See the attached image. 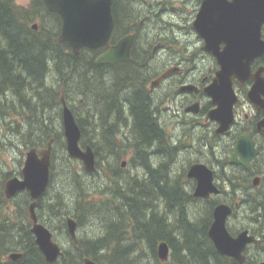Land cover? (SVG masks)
<instances>
[{"label": "trees", "instance_id": "trees-1", "mask_svg": "<svg viewBox=\"0 0 264 264\" xmlns=\"http://www.w3.org/2000/svg\"><path fill=\"white\" fill-rule=\"evenodd\" d=\"M115 15L116 21L120 22L124 15L133 19L137 13L115 12ZM34 23H37V29L33 28ZM118 25L117 33L123 32L121 29L124 28ZM61 27L60 15L48 12L43 0H29L25 5L17 0H0V95L5 96L7 101L5 105L0 102V115H4L3 106L12 114L21 113L20 108L23 110L29 123L23 133L30 136L28 141H23L27 148H45L53 138V176L56 173V148L58 145L66 148L62 97L68 102L67 96L74 92V95H79L85 113L84 118L79 116L74 105L70 104L82 130L80 143L83 147H93L97 155L96 166L105 176L118 155L115 153L113 159L108 156L107 161H103V140L108 136L113 138L114 133L105 128L95 110L107 109L109 100H116V94L113 96L109 90L103 91L106 81L103 79V66L88 57L95 52L84 48L80 54H74L67 42L59 40ZM129 28L127 25L128 31ZM140 60L125 67L124 71L134 78H125L120 90L122 100L130 103L133 113L131 125L130 121H126L130 125V136L126 138H132L134 144L144 145L134 148L137 152L135 159L146 171L145 178L112 173L103 177L105 182L93 192L80 181L82 174L72 171V196L60 197L57 194L49 197L47 190L38 199L37 213L55 237L60 231L71 239L66 222L69 215L78 222V230L84 224L106 225L104 234L91 237L79 234L77 243L71 239L72 247L63 248V254L51 263L41 252L31 231L30 194L22 191L8 198L1 183V180L9 178L7 172L0 178V264H82L84 257H90L99 264H224L223 256L216 251L209 238V217L200 221L191 217L184 194L175 188L179 178H173L171 182L167 176L161 177L165 169L164 161L158 164V168H153L151 157L145 153V148L155 146H158L157 152L167 139L165 128L157 121L147 96L139 91H130L141 81L143 66ZM260 60L264 64V58ZM91 66L100 72L98 77H95ZM105 98L107 101L104 103ZM54 106H58L59 110ZM91 107L94 113L90 122ZM108 111H111L110 108ZM57 117H61L60 127L52 126ZM4 121L9 129L19 130L9 120ZM70 166L69 163L64 171ZM91 192L95 194L90 195ZM98 194L101 198H93ZM161 240L167 241L170 246L167 261H161L158 256L157 247ZM14 251L21 252L22 256L16 260L8 258Z\"/></svg>", "mask_w": 264, "mask_h": 264}, {"label": "flooded vegetation", "instance_id": "flooded-vegetation-1", "mask_svg": "<svg viewBox=\"0 0 264 264\" xmlns=\"http://www.w3.org/2000/svg\"><path fill=\"white\" fill-rule=\"evenodd\" d=\"M203 1L113 0L115 25L109 44L97 49L85 47L87 50L95 52V54L91 52L93 55L89 54V59L94 58L93 60L97 64L103 66V79L104 81L106 80V86L102 85L103 91L109 90L112 92L110 89H114L113 96L116 94V100H109L108 108H110V112L108 108L100 112L95 110V112H98L96 114H99L104 122L105 128L114 133L113 138L107 135L108 138L103 140L102 157L103 161L106 162L108 156H111L109 153L113 154L111 159H113L115 153L118 155L112 168H108L109 176L112 173L114 175L124 174L122 170L125 168V162L123 161V163L119 164L118 159L125 155L127 147L132 148L133 161L135 162L133 166H139L138 160L136 161L135 159L137 153L135 148L138 149L144 145L134 144L132 138L130 140L126 138L130 136V125L133 119L131 114L133 113L130 109V103L122 100L123 93L120 88L126 80L125 78L128 80L134 78L124 71L125 67L131 66L141 59L140 63L143 66L141 81L137 82V85L130 91H139L140 94L147 96L156 114L157 121L165 128L167 139L166 144H162V148L157 152L158 146H155L151 148V152L150 148H145V153L149 156L150 153H153V155H160L164 158L165 169L161 172V177L167 176L173 182V171L172 168H169V165L172 159H177L179 152L184 150V143H182L180 137L173 139L172 133L170 134L166 131V117L173 116V112H175L179 119L183 118V124L184 121L195 122L201 133L210 135L211 137L207 135L210 140L204 136L202 141H206V145H209L211 150L206 149V145H203L202 153L211 157V161L196 159L195 162L190 163L184 170L185 173H182V176H186L185 179L187 181L183 180V182H180L179 179V181L175 182V188L178 192L184 194L187 201L186 205L189 208L188 213L191 217H197L200 221L207 216L209 217L208 221H211V226L214 220L215 207L221 203H226L231 207V213L227 217V228L231 235L237 237L246 230L249 236L254 237L243 250V260L223 255L215 247L216 251L223 256L224 264L264 263V129L258 127L260 121L264 119V109L257 111L255 106L251 104L253 112L245 113L244 117H241L239 112L241 101H239L235 106V121L224 133L217 131L220 124L219 121L209 117L210 111L216 105L206 93L205 87L212 81L219 65L215 56L205 50V41L194 27V21L202 7ZM46 8L48 9L47 6ZM48 12L57 13L49 9ZM115 12H136L137 15L133 19L124 15L118 22L116 21ZM144 15H148L149 22H145L143 19ZM152 16L159 17V21ZM138 21L146 24L140 27L141 24ZM119 23L121 25H118ZM159 23H165V25H159ZM117 25L124 28V30L121 29L123 32L117 33ZM127 25L130 26L129 31ZM151 27L155 28L159 33L151 35L149 32L152 31ZM37 28L38 26L35 29ZM129 34L134 35V42L131 47V57L128 60L114 63L97 62L100 55L106 53L112 45L118 43ZM142 34L147 36L143 41L140 40ZM260 64L256 61L254 69ZM94 73L95 77L100 74L95 68ZM164 74L166 75L164 76ZM92 77H94L93 74ZM237 84H239V81H235V87ZM245 85L246 87L243 91L247 97L251 82L248 81ZM238 94L241 100V94L239 92ZM105 100L107 101V99H103L104 103ZM93 109L92 107L90 109V122L93 121ZM126 121H130V125ZM246 133H251L253 146L257 151L250 159L248 165L240 161L241 155H238L235 161L232 160V154L235 151L239 136ZM195 163L206 164L212 170L213 183L218 187V192H212L208 197L195 195L198 183L197 178L188 176L190 167ZM152 167L158 168L159 166L152 161ZM17 175L22 177L21 170ZM234 217L242 220L240 225L235 228L231 225V220ZM255 249L256 251H254ZM256 257L257 259H255Z\"/></svg>", "mask_w": 264, "mask_h": 264}, {"label": "water", "instance_id": "water-1", "mask_svg": "<svg viewBox=\"0 0 264 264\" xmlns=\"http://www.w3.org/2000/svg\"><path fill=\"white\" fill-rule=\"evenodd\" d=\"M49 10L57 12L62 18L59 35L61 42H68L74 54H80L82 48L97 49L109 44L115 25L113 0H44ZM37 24L33 25L36 28ZM194 27L204 39V48L215 56L219 68L212 81L205 87L216 107L210 111L209 117L219 121L218 132H226L235 121V106L240 96L235 81L251 85L247 98L257 111L264 109V65L254 69V64L264 58V0H204L194 21ZM134 35L129 34L109 50L100 55L98 63H114L128 60ZM166 74H164L165 76ZM62 122L66 139L67 152L72 158L82 161L85 171H96V154L91 145L81 146L82 130L71 107L62 97ZM258 127L264 129V119ZM53 138L47 147L38 150L31 148L26 153L21 170L22 177L14 176L7 180L5 193L8 198L14 197L23 190L31 196L29 204L31 231L36 243L48 262H55L62 254L63 248L54 238L53 231L40 221L37 213L38 199L46 190L51 176ZM251 133L239 136L233 161L241 155V162L249 164L256 154ZM188 176L197 178L196 196L208 197L218 192L213 183L212 170L203 163H195L190 167ZM231 207L226 203L214 209V220L209 228V237L218 252L223 255L243 260V250L248 242L254 239L248 231L237 237L231 235L227 228V217ZM67 230L77 242L78 222L69 215L66 219ZM159 258L166 261L170 248L167 242L158 246ZM22 256L19 251L12 252L8 258L16 260ZM82 264H99L90 257H84ZM258 264H264L262 262Z\"/></svg>", "mask_w": 264, "mask_h": 264}, {"label": "rangeland", "instance_id": "rangeland-1", "mask_svg": "<svg viewBox=\"0 0 264 264\" xmlns=\"http://www.w3.org/2000/svg\"><path fill=\"white\" fill-rule=\"evenodd\" d=\"M17 2L19 4L25 5L29 2V0H17ZM152 17L155 18L157 21H159V17L157 16H152ZM143 19L145 20L146 23L149 22L148 15L147 16L144 15ZM138 22L140 23V21ZM145 22L140 23L141 24L140 27L146 24ZM159 25H165V23H159ZM151 28H152V31H149L151 35L153 34L156 35L157 33H159L155 28L153 27ZM146 38L147 36L142 34V37L140 40L143 41ZM245 87L246 85L240 86L239 84H237L236 86L237 91L241 94V100H240L241 102H240V108H239L241 117H244L245 113L253 112L251 103L249 102L248 98L245 96L246 93L243 91ZM111 90H112V93H114V89H111ZM67 97H68L67 99L68 105L70 106V104H73L74 105L73 107L77 111L78 115L84 118L85 116V113L83 110L84 106L80 103L79 95H74V92H71V95ZM5 98H6L5 96L0 95V102L4 105L7 103ZM62 106L63 105H61V107ZM54 108H56V110H59L58 106L57 107L54 106ZM2 109L4 110L3 112L4 115H0V178L4 176V174H6L7 172H9V178H12L13 176H18L17 175L18 172L22 170L27 151H29L33 147L27 148V146L23 144V141L25 142L26 140L28 141V138L30 137L28 133H26L25 135L23 134L25 131L24 127L28 128L29 126L27 118L25 117L24 113H22L23 110L20 108L19 110H21V113L12 114L10 113L9 110L5 109V106H3ZM32 116H33L32 118L35 119V116L33 114ZM4 119L7 121L9 120L11 123L14 124V126L19 127V130H17L18 134L16 131L9 129L4 124L5 123ZM166 120H167L165 122V126L167 127L166 131L170 134L172 133L173 139H177L176 137H180L182 143H184V146H183L184 150L179 152V154L177 155V159H172V162L170 163L169 168L170 169L172 168L174 178H179L180 181L182 182L183 180L187 181V179H185L186 176H182V173H185L184 170L190 165V163L195 162L196 159L198 160L201 159L203 161H211V157L207 156V154L205 153H202L203 145H206V141H202V138L204 136L208 140H210V138L207 137L208 135L207 133H201V130L198 128L197 125H195V122L184 121V124H183L182 123L183 118L179 119V116L175 112H173V116H167ZM60 122H61V117L59 118L57 117V119H54V124H52V126L54 125L56 127H60ZM32 135L34 134H31V136ZM205 147L206 149L208 148L211 150L209 145H206ZM43 148L44 147H40L38 148V150H41ZM150 152H151V148H150ZM109 155L113 156V154H110V153ZM150 157H151L150 160H152L155 164H159L165 161L162 156L153 155V153L150 154ZM55 159H56V171H55L56 173H54L53 176L51 174L52 182L50 178V182L46 190L44 191L45 193L48 190L47 196L49 197H55L57 194L60 197L61 195L63 196L73 195L74 193V189L72 187L73 180L71 181L72 178L70 177L71 176L70 173L72 171L80 173V175L82 174V177H80V181L82 182L84 186L88 185L90 191H93V189L95 188L96 189L99 188L100 184L102 182H105L103 177H109L110 175V174H105L104 176V174H101L102 172L99 171V168H100L99 166L97 167V170L95 172L90 173V172L85 171L81 161H79L78 159H74V158H71L70 160L69 154L66 148L60 147L59 145L56 148ZM123 161L125 162V165H124L125 168L122 170L123 173H126L127 176H129L130 174H133L140 178H145L146 176L145 169L138 162H137L139 164L138 167L133 166V163L135 165V162L133 161L132 148L127 147L125 150V155H122L118 159L119 164L123 163ZM69 163L71 164V166L69 168L67 167L68 169L65 172L63 168L66 167ZM172 163L174 164L172 165ZM64 172L65 174H63ZM3 180H1V183H3L5 187L6 180L4 181ZM107 182H109V180H107ZM93 192H91L90 195H94L95 193ZM93 198L98 199V198H101V196L100 194H98V196H94ZM240 222H242L241 219L234 217V219L231 220V225L233 228H235L240 225ZM105 226L106 225L99 224V223L84 224L78 230V236L80 234L81 236L91 237V236L98 235V234H104ZM54 236H55V233H54ZM55 239L57 242L60 243L62 248L70 249L72 247L71 246L72 241L68 237L67 234H64L58 231V234L55 237Z\"/></svg>", "mask_w": 264, "mask_h": 264}, {"label": "bare ground", "instance_id": "bare-ground-1", "mask_svg": "<svg viewBox=\"0 0 264 264\" xmlns=\"http://www.w3.org/2000/svg\"><path fill=\"white\" fill-rule=\"evenodd\" d=\"M63 125V124H62ZM63 131H64V129H63ZM96 162H97V157H96ZM97 167V166H96ZM254 196V195H253ZM227 198V197H226ZM245 214V213H244ZM247 217V216H246ZM249 220V219H248ZM260 221V220H259ZM77 236H78V234H77ZM77 240H78V237H77ZM162 242H164L165 240H161ZM160 241V242H161ZM160 242H159V244H160ZM165 242H167V241H165ZM168 243V242H167ZM159 244H158V246H159ZM157 250H158V247H157ZM254 251H256V249L254 250ZM16 252V251H15ZM12 253V252H11ZM258 253V252H257ZM259 254V253H258ZM257 255V254H256ZM158 256H159V251H158ZM254 258V257H253ZM255 259H257V257L255 258ZM254 261V260H253ZM256 261V260H255Z\"/></svg>", "mask_w": 264, "mask_h": 264}]
</instances>
